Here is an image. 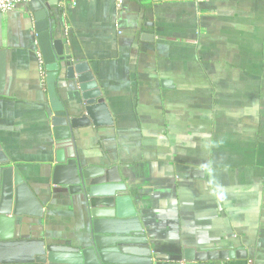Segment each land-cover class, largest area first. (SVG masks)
<instances>
[{
    "label": "crops",
    "instance_id": "crops-1",
    "mask_svg": "<svg viewBox=\"0 0 264 264\" xmlns=\"http://www.w3.org/2000/svg\"><path fill=\"white\" fill-rule=\"evenodd\" d=\"M39 1L50 37L88 63L113 124L56 139L34 11L28 0L0 13V144L42 206L16 234L86 244L82 197L52 183L62 149L118 167L154 258L230 242L246 256L197 264H264V0ZM55 86L78 116L77 82Z\"/></svg>",
    "mask_w": 264,
    "mask_h": 264
},
{
    "label": "water",
    "instance_id": "water-1",
    "mask_svg": "<svg viewBox=\"0 0 264 264\" xmlns=\"http://www.w3.org/2000/svg\"><path fill=\"white\" fill-rule=\"evenodd\" d=\"M57 1V0H55ZM36 20L37 43L45 62L46 87L56 139L68 138L70 129L113 124L88 63L73 59L61 39L50 37L46 4L29 0ZM4 65L1 58L0 74ZM75 80L82 99L78 116H69L56 92V79ZM180 169L186 170L181 167ZM196 172V170H192ZM52 183L82 197L88 213L89 234L84 246L47 243L43 238L19 237L16 222L24 215L40 217L42 206L0 144V264H197L206 260L244 258L242 248L229 242L217 248H184L180 261L154 258L139 218L129 205L126 185L116 165H82L55 153Z\"/></svg>",
    "mask_w": 264,
    "mask_h": 264
},
{
    "label": "built area",
    "instance_id": "built-area-1",
    "mask_svg": "<svg viewBox=\"0 0 264 264\" xmlns=\"http://www.w3.org/2000/svg\"><path fill=\"white\" fill-rule=\"evenodd\" d=\"M28 0H0V13L5 14L13 11L19 4L27 2ZM77 0H58L61 4H72L74 5ZM37 59L40 68L43 67L42 55L37 51Z\"/></svg>",
    "mask_w": 264,
    "mask_h": 264
}]
</instances>
